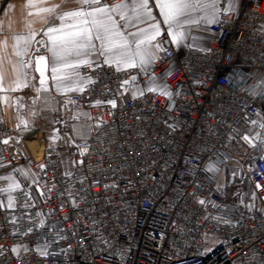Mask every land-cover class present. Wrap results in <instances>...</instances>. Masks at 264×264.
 Returning a JSON list of instances; mask_svg holds the SVG:
<instances>
[{"label": "built area", "instance_id": "obj_1", "mask_svg": "<svg viewBox=\"0 0 264 264\" xmlns=\"http://www.w3.org/2000/svg\"><path fill=\"white\" fill-rule=\"evenodd\" d=\"M209 29L208 46L184 54L157 38L154 71L171 70V101L141 88L151 72L80 66L92 78L84 91L48 104L63 121L89 108L71 122V171L52 148L27 151L0 109V190L18 185L0 191V264H264V85L250 94L264 69V0H244ZM251 129L262 134L228 172L225 142Z\"/></svg>", "mask_w": 264, "mask_h": 264}, {"label": "snow or ice", "instance_id": "obj_2", "mask_svg": "<svg viewBox=\"0 0 264 264\" xmlns=\"http://www.w3.org/2000/svg\"><path fill=\"white\" fill-rule=\"evenodd\" d=\"M79 3L81 7L58 14V19L62 23L47 28L44 32L47 42L44 39L36 42L50 53L52 79L57 82V91L63 88L65 92H83L92 78L82 76L79 68L89 63L94 67H100L101 65L93 59L94 56H98L102 58L103 64L114 65L118 71L138 68L145 74L151 72L143 88L153 93L158 92L170 101L179 93L173 92L166 82V75L170 74V69H165L160 76L155 74L154 65L156 60L160 59L156 53L165 51L157 38L166 30L171 43L179 45L192 37L193 28H199L201 24L220 23L224 15L238 13L239 8V0H121L114 5L103 3L102 0H79ZM57 7L59 6L41 8L40 11L52 12ZM154 9L159 10L160 18H157ZM66 21L68 23H65ZM34 37L33 32H29L26 36L14 37L13 48L15 55L20 58L19 76L24 78V84L18 86L27 85L28 74L25 69L32 61L28 59L26 64L24 58L29 55ZM2 43L3 46H7L6 41ZM46 59L48 58L45 56L36 57L38 62ZM136 79L135 76L131 77V81ZM45 83V75L41 71L40 87L43 88ZM129 83V80H125L121 86L124 87ZM139 94L143 95V91ZM250 94L258 95L259 91L252 90ZM95 103L102 102L98 100ZM106 103L116 106L115 99ZM169 106L171 107V104ZM249 123L256 124L257 121L252 120ZM260 127L264 128V122L260 123ZM243 139L250 144L254 143L247 134ZM4 142L7 143V140ZM86 151L87 145L80 154L84 155ZM45 167L46 165H41L42 169ZM206 171L218 174V162H210ZM6 179L13 180V177L9 176ZM17 186L13 182L8 189L0 191H10ZM257 187L260 185L257 184ZM199 202L205 203L203 199ZM8 206L12 207L11 197ZM223 222L229 223L227 220ZM16 250L13 248V251ZM43 254L47 255V252L44 251Z\"/></svg>", "mask_w": 264, "mask_h": 264}, {"label": "crops", "instance_id": "obj_3", "mask_svg": "<svg viewBox=\"0 0 264 264\" xmlns=\"http://www.w3.org/2000/svg\"><path fill=\"white\" fill-rule=\"evenodd\" d=\"M243 1L244 0H239L238 11L242 6ZM9 5L12 7H9ZM54 5H58L59 7L55 8L52 12L40 11L41 8H52ZM79 7H81L79 0H0V109L2 118L10 124L13 129L19 126L18 124L20 120L29 117L32 119H44L45 122L41 121L42 126L43 124L49 123L50 118L53 117H55L56 121L63 122L59 111H57L55 116L52 115V117L51 113L45 109L46 105L43 103L44 99L42 96V94L45 95V93L42 92H47V95L49 94L52 103L56 101L61 104L68 95L74 94L78 91L65 92L63 88H61L60 91H57V82L52 79L50 53L45 47H42L36 42L41 39H44L45 42H47V38L44 36V32L47 28L53 25L59 26L62 23L58 19V14L73 11ZM154 13L157 15V18H160L158 9H154ZM65 23H68V21ZM210 25L201 24L199 28H193L192 37H189L184 43L179 45L172 44L175 51L178 54H184L189 46L206 48L213 38V33L209 29ZM162 27L164 26L162 25ZM29 32L35 33V37L29 55L25 57L24 60L27 64L28 59H31L32 63L25 69L28 74L27 85L18 86L24 84V78L19 76L20 58L15 55V50L13 48L15 43L14 37L26 36ZM163 34L167 35L166 30L162 35ZM4 41L7 43L6 47L3 46L2 42ZM153 51H155V49H153ZM156 54H158V52ZM36 55H45L46 58H48V75L43 88L40 87V79L34 70V57ZM93 59L96 61L102 60V58L98 56H94ZM148 79L141 84V88L147 84ZM251 84L254 90H259L264 85V69L257 71L251 79ZM37 89L40 90L37 91ZM38 98L42 99L41 106L43 108L37 106ZM80 117L89 118V108L83 107L78 110L70 111V118L66 121V123H68L69 131L71 128V122ZM258 119L264 122V113H260ZM93 128L94 127L92 126V129ZM62 129L65 128L54 127V130L56 131L54 135L56 134V139H59V141L61 140L60 134L62 133ZM37 130L41 131L40 128H37ZM262 131L264 132V128ZM262 131L261 129H251L248 132L247 135L253 139V144H250L245 139H241L234 144L229 143L227 148L232 157L228 164V172H233L239 163L242 162L245 155L253 148L255 142L262 134ZM69 138L71 147V135H69ZM24 142L27 144L26 140ZM27 147L29 148L28 144ZM39 154L40 153H34V156Z\"/></svg>", "mask_w": 264, "mask_h": 264}, {"label": "rangeland", "instance_id": "obj_4", "mask_svg": "<svg viewBox=\"0 0 264 264\" xmlns=\"http://www.w3.org/2000/svg\"><path fill=\"white\" fill-rule=\"evenodd\" d=\"M44 93V92H42ZM43 103L49 104L52 100L49 97V94L47 95V92H45V95H43ZM42 99L38 98L37 106L42 107L41 105ZM45 107V106H44ZM43 108V107H42ZM47 111L50 112V108L48 106L45 107ZM52 116V115H51ZM53 117V116H52ZM48 118V117H47ZM45 122V120L39 119H32V118H24L23 120L19 121V126L15 127L14 129V138L19 139L25 148L27 147V144L29 146V151L34 156V153H41L44 148H54V150L58 153L61 162L64 166V171H71L72 170V160L68 157V150L70 148V138L69 135L70 131L68 128V123L66 121H56L55 117L50 118L49 123L43 124L42 122ZM54 127L60 128L63 127L65 129H62V133L60 134L61 140L59 139L55 140H47L46 137L53 136L56 132L54 130ZM37 128H40L41 131H38ZM56 136V134H55ZM19 137V138H18ZM57 138V137H56ZM27 141V144L24 141ZM26 148V149H27ZM27 149V151H28ZM30 149H33L32 152ZM37 156V155H36Z\"/></svg>", "mask_w": 264, "mask_h": 264}, {"label": "water", "instance_id": "obj_5", "mask_svg": "<svg viewBox=\"0 0 264 264\" xmlns=\"http://www.w3.org/2000/svg\"><path fill=\"white\" fill-rule=\"evenodd\" d=\"M38 56H45V55H36L34 57V62H35V66H34V70H35V73L37 74L38 78L40 79V74H41V71L44 72V75H45V80L47 79V70H48V65H47V59L44 60V61H37L36 60V57ZM46 57V56H45Z\"/></svg>", "mask_w": 264, "mask_h": 264}, {"label": "bare ground", "instance_id": "obj_6", "mask_svg": "<svg viewBox=\"0 0 264 264\" xmlns=\"http://www.w3.org/2000/svg\"><path fill=\"white\" fill-rule=\"evenodd\" d=\"M45 93V92H44ZM46 139L48 140H53V137L52 136H48ZM32 152L34 151L33 149H30Z\"/></svg>", "mask_w": 264, "mask_h": 264}, {"label": "trees", "instance_id": "obj_7", "mask_svg": "<svg viewBox=\"0 0 264 264\" xmlns=\"http://www.w3.org/2000/svg\"><path fill=\"white\" fill-rule=\"evenodd\" d=\"M228 146H229V142L226 141V142H225V148H226L227 150H228V148H227Z\"/></svg>", "mask_w": 264, "mask_h": 264}]
</instances>
